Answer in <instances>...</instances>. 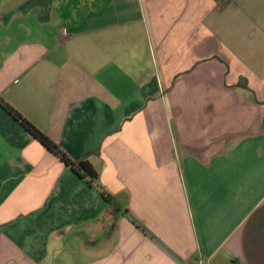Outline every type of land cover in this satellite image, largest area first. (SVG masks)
<instances>
[{
	"label": "crops",
	"instance_id": "obj_1",
	"mask_svg": "<svg viewBox=\"0 0 264 264\" xmlns=\"http://www.w3.org/2000/svg\"><path fill=\"white\" fill-rule=\"evenodd\" d=\"M0 264H264V0H0Z\"/></svg>",
	"mask_w": 264,
	"mask_h": 264
},
{
	"label": "trees",
	"instance_id": "obj_2",
	"mask_svg": "<svg viewBox=\"0 0 264 264\" xmlns=\"http://www.w3.org/2000/svg\"><path fill=\"white\" fill-rule=\"evenodd\" d=\"M4 107L13 115V117L19 121V123L27 130L29 133L37 139L44 147H46L49 151L57 155L60 160L65 164V166L69 167L74 173H76L80 178L85 179L88 184H96L98 186V173L90 164V162L86 159L74 160L69 158L64 152L59 150L57 145L49 139L43 132H41L37 127H35L28 120L23 118L19 113L15 110L11 109L7 104H3ZM101 197L107 202L110 201V195L104 191L102 188L100 189ZM128 214V211H125Z\"/></svg>",
	"mask_w": 264,
	"mask_h": 264
}]
</instances>
